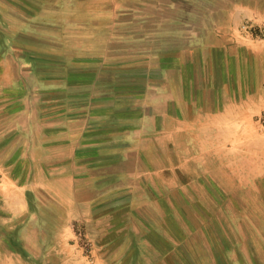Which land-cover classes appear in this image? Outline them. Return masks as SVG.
Segmentation results:
<instances>
[{
  "label": "crops",
  "instance_id": "crops-1",
  "mask_svg": "<svg viewBox=\"0 0 264 264\" xmlns=\"http://www.w3.org/2000/svg\"><path fill=\"white\" fill-rule=\"evenodd\" d=\"M83 3L0 0V264H264V0L190 49Z\"/></svg>",
  "mask_w": 264,
  "mask_h": 264
},
{
  "label": "rangeland",
  "instance_id": "rangeland-1",
  "mask_svg": "<svg viewBox=\"0 0 264 264\" xmlns=\"http://www.w3.org/2000/svg\"><path fill=\"white\" fill-rule=\"evenodd\" d=\"M67 1L68 0H66V2ZM82 2H84V6L81 9H64L66 24L68 20L72 22L78 21V19L74 18L80 16L82 21H84L89 13L97 12L95 6L106 5L107 8H112L110 17L115 19L127 17L129 19V24H127V32L129 34H135L137 31L144 32L148 38L144 44L146 48L151 49H166L169 47L177 49L200 48L206 43L212 46L218 43L214 38H216L218 32L222 33V29L224 28L223 24L218 23L220 19L217 18L218 10L216 9V0H82ZM168 2H175L177 9L169 8L167 5ZM231 13L232 10L229 11V14ZM97 16L101 15L97 14ZM175 18H186L188 19L187 24L175 25L172 23ZM213 22L214 28L211 26ZM211 27L214 29L213 33ZM175 28L177 31L174 32ZM206 28H209L208 42L204 41V36L201 35ZM73 29V25H68V28H66L69 32ZM109 29H113V31L118 33L121 31V26L112 25ZM122 31H124V28ZM234 31L243 36L264 37V27L255 24L248 17H243L239 24L234 26ZM112 43L114 45H124V42L120 41H114ZM128 43L131 48L132 42ZM123 45H121V47H124ZM141 63L144 66H151L156 62L145 57V60ZM198 63H200V61H198ZM263 117L260 118L262 121H264ZM3 187L4 191H9L8 186ZM30 223L33 225L34 221ZM78 229L83 250L88 253L89 245L85 237H83L82 226H78ZM33 230L36 231L35 228H32V231ZM30 235L34 236V233L30 232ZM29 245L34 251L40 252L37 242L31 241Z\"/></svg>",
  "mask_w": 264,
  "mask_h": 264
}]
</instances>
